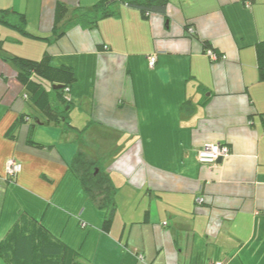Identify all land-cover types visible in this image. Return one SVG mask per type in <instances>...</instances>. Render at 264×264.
<instances>
[{
	"label": "crops",
	"instance_id": "1",
	"mask_svg": "<svg viewBox=\"0 0 264 264\" xmlns=\"http://www.w3.org/2000/svg\"><path fill=\"white\" fill-rule=\"evenodd\" d=\"M101 1L0 0L26 26L0 22V240L25 214L86 264H264V0H169L166 15L148 16L114 0L95 26L54 37L59 2L69 8L62 31ZM11 40L22 50L6 49ZM9 54L73 68L75 129L36 120ZM86 133L104 151L105 139L123 144L109 172L102 166L116 188L108 232V210L72 166L77 153L96 160ZM207 144L231 154L199 163ZM10 159L22 163L13 179Z\"/></svg>",
	"mask_w": 264,
	"mask_h": 264
},
{
	"label": "trees",
	"instance_id": "2",
	"mask_svg": "<svg viewBox=\"0 0 264 264\" xmlns=\"http://www.w3.org/2000/svg\"><path fill=\"white\" fill-rule=\"evenodd\" d=\"M128 6L138 8L144 16L151 13L167 14L169 0H120ZM114 0H103L92 10L68 20L62 31L58 24L69 8L57 4L54 37H60L73 25L93 27L98 21L114 13L111 4ZM0 22L19 31L26 32L24 17L15 10L0 9ZM260 79L264 80V42L257 44ZM10 59L17 68V78L25 89L26 98L38 112L36 120L43 123L65 122L73 130L70 114L75 104L67 97L75 83V72L71 66H52L46 59L35 60L18 55ZM22 120V117L20 121ZM18 124L11 128L13 132ZM81 132V131H80ZM72 166L85 191L97 204L108 210L103 229L109 231L116 212L115 194L110 174L105 172L96 160H89L84 153H77ZM103 186V188H102ZM0 256L8 264H86L78 252L56 238L45 226L35 219L22 214L8 234L0 240Z\"/></svg>",
	"mask_w": 264,
	"mask_h": 264
},
{
	"label": "built area",
	"instance_id": "3",
	"mask_svg": "<svg viewBox=\"0 0 264 264\" xmlns=\"http://www.w3.org/2000/svg\"><path fill=\"white\" fill-rule=\"evenodd\" d=\"M188 34L190 36H194L195 35V30L194 28L190 27L188 28ZM206 53L211 57L212 60H218V59H225V56L219 55L217 54L214 50L212 49H207ZM149 60V65L151 67H154L157 61V57L156 56H150L148 58ZM26 97V95H25ZM231 154V150L229 148V146L224 145V144H207L204 147H202L199 151H198V161L199 163L202 164H208V165H213L215 163H217L220 159H225L226 157H228ZM22 170V163L15 160V159H10L7 162L6 165V174L7 177L10 179L15 178L18 173H20ZM203 199H201L200 201H202ZM140 259H142V257L140 256ZM213 264H224L221 261H217Z\"/></svg>",
	"mask_w": 264,
	"mask_h": 264
},
{
	"label": "rangeland",
	"instance_id": "4",
	"mask_svg": "<svg viewBox=\"0 0 264 264\" xmlns=\"http://www.w3.org/2000/svg\"><path fill=\"white\" fill-rule=\"evenodd\" d=\"M5 48L6 49H10V50H16V51H20L22 50V48L19 46V43L17 41L11 40V41H6L5 43ZM9 55H5L3 57H5V60L8 61L9 65L11 66H15L13 64V62L9 59H6L7 57H9ZM84 130L86 131V127H83ZM82 142L84 144L85 147H87L86 149L91 153V155H95L96 157V162H98L99 164H101L102 166H106L108 165L107 170L109 169V167L113 164V162H116L114 160L117 155L121 152L122 150V142L118 143V141L116 139H105V142L107 144H110L109 146L106 145L105 151L100 149V146L102 145L100 142L102 139H98V138H92V137H87V133L86 136H81ZM134 149L132 148V151ZM94 157V156H93ZM114 160V161H113ZM109 172V170H108ZM19 174V173H18ZM103 188V186H102ZM0 264H5L3 262V259H0Z\"/></svg>",
	"mask_w": 264,
	"mask_h": 264
}]
</instances>
